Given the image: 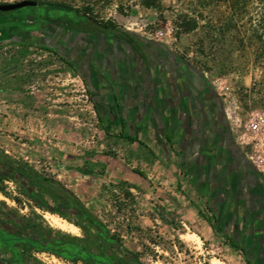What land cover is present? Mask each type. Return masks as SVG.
I'll return each instance as SVG.
<instances>
[{"label": "rangeland", "instance_id": "obj_1", "mask_svg": "<svg viewBox=\"0 0 264 264\" xmlns=\"http://www.w3.org/2000/svg\"><path fill=\"white\" fill-rule=\"evenodd\" d=\"M48 1L55 9L159 43L196 69L221 99L235 143L264 185V30L258 41L254 27L264 18V0H247L233 25L223 4L205 9L188 31L197 0H159L156 8L140 0ZM107 127L104 112L60 54L42 44L0 39V158L40 176L39 190L49 205L57 206L49 196L62 194L50 181L57 182L143 264H210L212 259L246 264L207 210L203 186L185 173L177 147L171 161L150 170L143 161L128 160V143L110 130L106 134ZM163 166L172 170L163 173ZM133 171L143 176L136 174L133 182ZM8 182L7 198L28 199L13 178ZM27 205L24 213L47 227L52 216L77 228L57 214L45 220L41 209Z\"/></svg>", "mask_w": 264, "mask_h": 264}, {"label": "flooded vegetation", "instance_id": "obj_2", "mask_svg": "<svg viewBox=\"0 0 264 264\" xmlns=\"http://www.w3.org/2000/svg\"><path fill=\"white\" fill-rule=\"evenodd\" d=\"M5 37L20 45L42 44L60 54L82 78L95 107L103 105L97 101L93 78L107 71L111 51L120 56L122 46H131L133 71L138 68L143 77L140 89L152 93L148 100L163 109V119L171 123L185 173L194 185L203 186L207 210L246 264H264L263 177L235 143L221 99L196 69L159 43L39 2L0 12V39ZM115 44L119 47L113 48ZM92 60L99 65H90ZM121 71L129 72L126 67ZM11 176L21 197L35 196L19 166L0 158V264H143L93 217L53 210L39 199L7 198ZM27 204L41 209L45 220L47 214L58 213L79 233L55 230L51 221L45 226L24 213Z\"/></svg>", "mask_w": 264, "mask_h": 264}, {"label": "crops", "instance_id": "obj_3", "mask_svg": "<svg viewBox=\"0 0 264 264\" xmlns=\"http://www.w3.org/2000/svg\"><path fill=\"white\" fill-rule=\"evenodd\" d=\"M115 47L119 46L115 44L113 48ZM114 52L111 51L108 57L107 71L104 75L93 78L98 88L97 101L99 100L101 106L103 105L98 108L104 112L110 124L111 134L118 136L123 127L124 134L133 138V142L120 139L128 143L129 151L125 157L130 161H143L146 165H151L150 170L155 169L158 163L171 161L173 153L177 152L176 143L170 132L173 127L170 122L163 119V109L148 100L152 93L144 94L140 89L143 77L138 68L133 71L132 47L122 46L120 56ZM89 64L93 67L99 65L94 60ZM123 67L129 70L126 75L122 74ZM78 166L81 168V165ZM171 170V166L161 168L163 173ZM133 175V182H135L137 175Z\"/></svg>", "mask_w": 264, "mask_h": 264}, {"label": "trees", "instance_id": "obj_4", "mask_svg": "<svg viewBox=\"0 0 264 264\" xmlns=\"http://www.w3.org/2000/svg\"><path fill=\"white\" fill-rule=\"evenodd\" d=\"M34 1L39 2L41 4H44L50 8H53L56 6V5H54L55 3H52L48 0H34ZM140 1H141V4L147 8H156L160 4L159 0H140ZM197 2H198L197 6H196L197 10L194 11V13H193L195 15V17L192 18V20H191L192 25H191V27L186 28L185 29L186 31L192 30L193 28H195V26L197 25L196 19L198 18V16H201L202 11H204L205 9H208L210 7H214V6L218 7L220 4H223V6L226 9V12H228L229 17L226 18L228 24L233 25L235 23V21L237 20L236 16L238 17L239 14H241V12L246 8V5H247V0H197ZM83 17H86V15H84ZM87 19H88V23L97 24L94 21H92L90 18H87ZM103 26L107 27L108 25H103ZM254 27H255V30L259 33L256 38L258 41H261L263 39L262 32L264 30V18L257 19V21L254 24ZM98 119L102 120V118L100 116H98ZM109 125L110 124L108 123L107 129L104 130V132L106 134H108V131L110 130ZM117 137L119 139H123L127 142H133L132 137L124 134L123 127H122V129L119 132ZM20 170L25 175V177L28 179V186L32 190H34V192H35V196H33V195L31 196V195L25 193L26 196L28 198L39 199V200L47 202L44 199V197L42 196L41 191L39 190L40 189L39 183H42L43 179L38 175L28 174L21 168H20ZM76 172L81 173V171H79V170H76ZM133 173H135L139 176H143L138 171H133ZM9 178L14 179V177H12V176ZM50 182L55 184L56 186H58L60 188V190L62 191V194L58 195V196H55V195L49 196L51 201L53 203L57 204L56 207L49 205L48 202L47 203H40L42 206H47V207L52 208L53 210L66 211V212H70V210H73L76 212L77 215L90 216L86 212L85 208L82 207L81 203L76 199V197L70 191L61 187L59 185V183H57V182H52V181H50ZM57 215H58V213H57ZM231 247L234 248L233 245H231Z\"/></svg>", "mask_w": 264, "mask_h": 264}, {"label": "bare ground", "instance_id": "obj_5", "mask_svg": "<svg viewBox=\"0 0 264 264\" xmlns=\"http://www.w3.org/2000/svg\"><path fill=\"white\" fill-rule=\"evenodd\" d=\"M46 215V214H45ZM49 221V220H48ZM50 221L52 223L53 226H56L57 228L61 229V230H66L70 233H77V228L72 226V225H68L66 224L65 222H63L62 220L58 219V218H55V217H51L50 218ZM195 237V235L193 236ZM187 239H190L188 237H186ZM195 239V238H194ZM197 240V238H196ZM199 241V240H198ZM210 264H225L224 262H222L221 260H218V259H212L210 261Z\"/></svg>", "mask_w": 264, "mask_h": 264}, {"label": "water", "instance_id": "obj_6", "mask_svg": "<svg viewBox=\"0 0 264 264\" xmlns=\"http://www.w3.org/2000/svg\"><path fill=\"white\" fill-rule=\"evenodd\" d=\"M37 5L36 1L33 0H22L15 3H0V12L13 11L21 9L26 6H35Z\"/></svg>", "mask_w": 264, "mask_h": 264}]
</instances>
